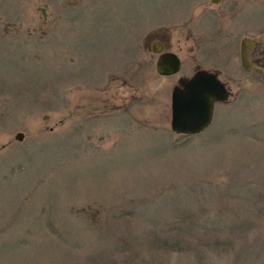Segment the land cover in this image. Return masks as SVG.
Masks as SVG:
<instances>
[{"label": "rangeland", "instance_id": "obj_1", "mask_svg": "<svg viewBox=\"0 0 264 264\" xmlns=\"http://www.w3.org/2000/svg\"><path fill=\"white\" fill-rule=\"evenodd\" d=\"M263 33L264 0H0V264H264ZM196 67L229 96L178 135Z\"/></svg>", "mask_w": 264, "mask_h": 264}, {"label": "water", "instance_id": "obj_2", "mask_svg": "<svg viewBox=\"0 0 264 264\" xmlns=\"http://www.w3.org/2000/svg\"><path fill=\"white\" fill-rule=\"evenodd\" d=\"M257 41L264 44V33L258 36ZM255 46L256 41L253 39L243 38L240 41V65L246 71L258 70L264 76V64L253 61L250 56ZM150 50L159 53L155 61L157 74L171 75L178 71L180 62L173 52H161L162 45L159 42L152 43ZM228 96V88L216 78L215 73L200 69L187 78L179 77L170 91V130L178 135L200 133L211 122L214 103L222 102ZM22 135L21 132H16L13 137L20 141Z\"/></svg>", "mask_w": 264, "mask_h": 264}, {"label": "flooded vegetation", "instance_id": "obj_3", "mask_svg": "<svg viewBox=\"0 0 264 264\" xmlns=\"http://www.w3.org/2000/svg\"><path fill=\"white\" fill-rule=\"evenodd\" d=\"M156 42H158V41H156ZM160 43V42H159ZM161 44V43H160ZM162 45V44H161ZM262 45H264V44H262ZM164 51H166V50H164V45H162V50H161V52H164ZM171 52V51H170ZM154 53V52H153ZM157 54V56H156V59H157V57H158V55H159V53H156ZM175 54V53H174ZM177 56V55H176ZM179 59V58H178ZM156 61V60H155ZM180 62V61H179ZM179 68H180V66H179ZM201 68H198V67H196L194 70H193V72L191 73V75L196 71V70H200ZM179 70V69H178ZM203 70H205V69H203ZM207 72H210V73H215L216 74V78L218 79V73L216 72V71H209V70H206ZM178 72V71H177ZM175 74V73H174ZM172 75V74H171ZM190 75V76H191ZM189 77V76H188ZM219 80V79H218ZM220 81V80H219ZM221 82V81H220ZM222 83H224V82H222ZM225 85V84H224ZM226 87V86H225ZM227 88V87H226Z\"/></svg>", "mask_w": 264, "mask_h": 264}]
</instances>
